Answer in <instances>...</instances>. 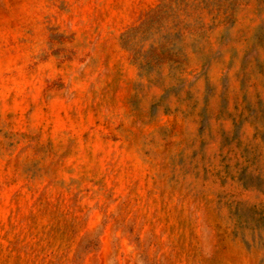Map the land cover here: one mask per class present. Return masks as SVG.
<instances>
[{
  "label": "rangeland",
  "instance_id": "374dc122",
  "mask_svg": "<svg viewBox=\"0 0 264 264\" xmlns=\"http://www.w3.org/2000/svg\"><path fill=\"white\" fill-rule=\"evenodd\" d=\"M0 264H264V0H0Z\"/></svg>",
  "mask_w": 264,
  "mask_h": 264
}]
</instances>
